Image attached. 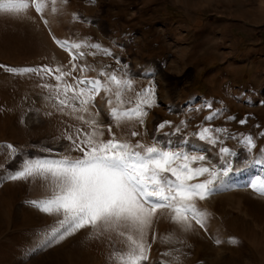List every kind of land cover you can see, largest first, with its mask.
<instances>
[{
    "label": "rangeland",
    "instance_id": "374dc122",
    "mask_svg": "<svg viewBox=\"0 0 264 264\" xmlns=\"http://www.w3.org/2000/svg\"><path fill=\"white\" fill-rule=\"evenodd\" d=\"M69 1L74 12L59 24L57 32L46 16L33 12L31 0L19 20L0 12V53L9 50L7 44L16 41L18 32L37 36L38 29L31 24L30 15L36 16L35 13L50 31L53 29L71 42L75 41L79 28L100 38L112 33L110 51L101 48L111 55L91 50V57L85 55L83 59L73 60L70 57L78 50L72 49L68 50L70 57L50 59L53 69L71 71L73 61L79 67L91 62L96 70L104 68L118 77L130 79L132 88L124 90L123 94L132 103L120 104L121 110L135 107L137 92L148 87L155 89L156 106L145 109L148 114L144 125L132 120L117 127L109 119L110 105L106 101L111 98L115 104L114 85L113 93L101 92L96 96L95 105L102 109L101 114L94 117L97 122L105 126L111 124L118 138L133 143L141 141L152 145L153 137L174 144L187 141L184 149L190 154L207 155L218 168L228 162L233 169H240L229 173L206 200L197 201V207L207 214L206 228L194 224L192 231L183 232L166 216L158 214L146 236L155 252L153 250L152 256L150 251V259L144 264H264V196L246 187L252 178L264 172V163L255 162L264 161L261 155L264 136L259 135L264 132V0ZM45 3L46 9L52 8L51 0ZM37 24L39 30L45 32V44H49V32L43 22ZM30 42L36 48L40 46L36 39ZM3 44L5 47L1 49ZM83 50L88 51L86 47ZM28 55L22 56L20 62H31L34 53ZM39 58L33 61H42ZM9 62L2 60L0 54V66L14 68L7 64ZM5 67H0V264H90L92 259L99 264H117L115 257L126 253L125 247L128 248L126 232L124 236L117 234L120 239L114 235L104 236L101 242L93 230L85 228L64 240L40 246L46 233L58 227L62 218L57 214H44L30 203L47 198L49 188L40 179L13 181L6 177L18 167L21 159L64 155L69 147V141L63 139L65 134L75 128L89 130L75 117H89L71 108L59 111L45 99L48 92L40 88V82L31 80L30 85L24 84V78H16L15 74L6 72ZM253 69L256 72H252ZM98 72L76 71L74 75L94 76L103 82ZM65 79L72 83L69 77ZM46 83L55 85L57 82L53 79ZM231 83L235 86L234 98L232 89L227 87ZM242 85H247V94H243L246 91ZM196 94H213L218 100L199 101L195 99ZM96 107L90 105L89 112L95 113ZM210 116L214 119H205ZM164 121H170L171 125L157 131V126ZM202 127L225 129L226 133H213L223 144L212 145L199 140L194 133ZM104 131V138H109L106 127ZM132 131L140 135L132 137ZM166 133L170 135L165 136ZM248 135L254 138L256 145L251 152L242 141V137ZM9 144L16 150L15 158L6 147ZM201 146L207 147L208 152L196 151L195 148ZM221 146L229 148L233 155L222 159ZM44 148L53 151H39ZM68 155L76 157L82 153ZM13 159L14 162H10ZM204 163L207 166V161ZM116 238L121 244L114 241Z\"/></svg>",
    "mask_w": 264,
    "mask_h": 264
},
{
    "label": "snow or ice",
    "instance_id": "6c2138e0",
    "mask_svg": "<svg viewBox=\"0 0 264 264\" xmlns=\"http://www.w3.org/2000/svg\"><path fill=\"white\" fill-rule=\"evenodd\" d=\"M31 4L37 13H43L46 7L45 0H31ZM51 4L52 11H57V0H51ZM28 8V0H0V12L19 14ZM56 43L66 50H78L72 54L73 60L83 59L86 53L79 50L84 47L111 55L95 43L82 44L69 40H57ZM5 70L15 75H37L41 78L53 71L59 73L54 76L57 82L55 85H41L48 92L45 99L61 112L65 108H71L73 112L87 113L89 117H75L89 130L75 128L65 134L63 139L69 141V147L65 149L64 155L57 154L56 158L37 155L21 159L18 167L6 177L13 181L40 179L49 188L47 198L30 203L44 214H57L62 218L58 227L46 233L40 246H47L53 241L59 242L85 228L93 230L94 235L112 231L124 236L125 232H129L127 251L115 257L117 264H144L149 261L151 251V245L146 240L147 230L158 214L166 216L183 232L192 231L194 224L200 228L207 227V214L197 207V201L206 200L218 190L229 173L240 169H233L228 162L218 168L207 155L190 154L184 149L187 141L174 144L170 140L161 141L158 137H153V144L145 145L141 141L133 143L129 139L118 138L111 124H99L94 118L102 112L95 105L96 96L101 92L113 93L114 85L115 104L111 98L106 101L110 105L109 119L117 127L132 120L144 125V117L148 114L145 109L156 106L153 87L136 93L135 107L121 110L120 104L132 103L123 94L124 90L132 88V83L130 79L118 77L113 72L99 71L98 75L103 77L102 82L101 79L72 75L76 71H96L88 64L79 67L73 63L71 71L59 67L53 69L47 65L5 67ZM66 77H71L73 82H68ZM90 105L96 107L95 113L89 112ZM205 119L212 120L214 117ZM170 125V121L161 122L157 131ZM105 127L109 135L107 139L104 138ZM179 131L180 128H177L176 132ZM213 133H226V130L202 127L194 135L209 144L222 145L223 141ZM138 135L140 133L136 131L131 132L132 137ZM168 135L170 134H165ZM259 135L264 136V132ZM242 141L249 152L256 147L251 135L243 136ZM6 147L15 158V148L10 144ZM39 151L51 153L53 150L44 148ZM71 152L82 155L72 157L68 155ZM219 154L222 159L233 155L224 146L219 148ZM261 155H264V149H261ZM10 162H14V159ZM255 162L264 163L260 160ZM200 177L205 178L200 180ZM246 187L264 196V172L252 178Z\"/></svg>",
    "mask_w": 264,
    "mask_h": 264
},
{
    "label": "crops",
    "instance_id": "0c3cea01",
    "mask_svg": "<svg viewBox=\"0 0 264 264\" xmlns=\"http://www.w3.org/2000/svg\"><path fill=\"white\" fill-rule=\"evenodd\" d=\"M56 6H57V8H56L57 11H55V12L52 11V8H48V9L45 8L44 11H43L44 12V16H46L49 19V21L52 24H54L53 26H54V31L55 32H57L56 30L59 29V24H63V21L65 19H67V17L74 12L73 8L71 7V2L69 0H59V5H56ZM78 10H76V12H78ZM35 14H36V16L34 14H30L32 16V18H33V21L31 22V24L33 26L37 27L38 33H37V36L35 38L33 37L32 34H28V36L33 38V39H36V41L39 43L40 46L36 48L33 44L31 46L30 45L29 46L28 45H23L22 48H16L14 50L9 49V50H6L5 52L1 53V59L2 60H6L8 62L10 61L9 63L13 62L12 64H9V63H7V64L11 65L14 68L25 67V66H40V65H47V66L53 68L52 67V62H50L51 58H54L55 56L62 57L63 55H68L70 57V55L68 53L69 51L66 50L65 48L61 47V46H58L56 43H54V41L52 40V37L47 32H46L47 36L49 37L51 42L49 41V39H47L50 43L49 44H45L44 41H46V40H44V39L47 38V37L45 35V32L39 30L40 27H38L39 25L37 24V22L38 21L40 22V19L37 16L38 14L37 13H35ZM81 21L83 23H85L83 20H81ZM25 36H27V35H25ZM57 36H59V35H57ZM62 37L68 39V37H65V36H62ZM62 37H60V38H62ZM127 37H129V36H127ZM113 38H114V35L112 33L108 34V35L105 34L104 38H100L99 36L95 35L94 33L90 34L89 32L81 30L79 28V31L77 32V34H75V38H74L75 41L74 42H80L82 44H84V43H95V44L100 45L101 48L107 49V50L110 51L111 40ZM86 48L88 49L87 53H86V50H83V48L81 49V51L86 53V56L91 57L90 51L91 50L95 51V49H91V48H88V47H86ZM100 52H102V51H100ZM27 53L28 54H33L34 53V56L32 57V59H30L31 62H20V60L24 58L22 56L28 55ZM37 57H40L39 59H42V61H33ZM70 59H72V58L70 57ZM73 63H75V62L73 61ZM88 64L93 67V63L88 62ZM96 71H107V72H109V70L104 69V68L98 69ZM251 71L252 72H256V70H254V69L251 70ZM6 72H8V71H6ZM2 73H4V70H3ZM75 73L76 72L72 73V75L75 76L74 75ZM91 73H92V71H91ZM251 73H250V75H251ZM259 74H261V72ZM53 75H55L54 72L52 74H50V75L46 74L44 78H41V77H39L37 75H15V77L16 78H19V77L24 78L25 79V80H23L24 84L28 83L30 85V82L32 80L33 82H40V84L43 85L46 82H50V80H53L54 79ZM228 75H229V73L227 74V77H228ZM92 78L94 79V76ZM69 79L71 80V82H73L71 77H69ZM96 79H98V78H96ZM27 80H30V81H27ZM233 86H234V84L231 83L227 87L232 89V94L231 95L234 98L235 97V86L234 87ZM40 88H43V87L41 86ZM242 88L246 91V92H243V94H247L249 92L247 85H242ZM216 99H217L216 95L211 94V95L202 96L201 100L204 101V102L205 101L206 102H213Z\"/></svg>",
    "mask_w": 264,
    "mask_h": 264
},
{
    "label": "bare ground",
    "instance_id": "6f19581e",
    "mask_svg": "<svg viewBox=\"0 0 264 264\" xmlns=\"http://www.w3.org/2000/svg\"><path fill=\"white\" fill-rule=\"evenodd\" d=\"M25 12V11H24ZM24 12H22V13H19V14H15V13H5V15H8L10 18H13V17H16L15 19L17 20L18 18H20L23 14H24ZM30 14V13H29ZM42 16H44V13H42L41 14ZM31 17V16H30ZM19 20V19H18ZM15 22V21H14ZM46 22L49 24V21L48 20H46ZM53 29H51V31H52ZM1 33H4L5 34V32H4V30H2L1 31ZM19 33V32H18ZM17 33V35H15V38H16V41L13 43V44H7V48L8 49H11L12 48V50H14V49H16V48H22V46L23 45H30V41L32 40V38H30V37H26L24 34H18ZM52 33H53V35L56 37V38H58L57 36H56V34L54 33V31H52ZM62 41V40H61ZM63 42V41H62ZM1 45V44H0ZM3 47H1V49H3L5 46H4V44L2 45ZM31 46V45H30ZM74 50V49H73ZM75 51V50H74ZM1 53H2V51H1ZM0 53V54H1ZM83 63V62H82ZM82 78H88L89 79V77L87 76H82ZM196 149V151H201L202 152V149H208L207 147H203V146H201V147H197V148H195ZM206 152H208V150L206 151ZM236 182L238 183V180L236 179ZM164 230V229H163ZM92 231V230H91ZM126 234L128 235L129 234V232H126ZM112 235H114L113 237L115 238V237H117V233L116 232H112V231H109V232H105L103 235H98V237H99V239L101 240V242H104V236H107V237H111ZM127 235H125V236H127ZM106 237V238H107ZM118 239H120L119 237H117ZM116 238V240H114L115 242H118V243H120L119 241H118V239ZM109 239V238H108ZM122 239V238H121ZM108 242V241H107ZM110 242V241H109ZM113 242V241H112ZM121 242H122V240H121ZM117 243V244H118ZM106 244V243H105ZM104 244V245H105ZM121 244V243H120ZM100 247V246H99ZM102 247V246H101ZM103 248V247H102ZM99 249V248H98ZM98 249L96 250V251H98ZM101 249V248H100ZM99 249V250H100ZM102 250H104V249H102ZM153 250H154V252H155V248L153 247ZM153 250H152V248H151V252H152V256L154 255V252H153ZM125 251H127V248L125 247ZM100 252V251H99ZM95 253V252H94ZM100 254V253H99ZM97 255V254H96ZM100 256V255H99ZM101 258V257H100ZM91 261V260H90ZM89 261V262H90ZM92 262L93 263H95V264H99L98 263V261L97 260H95V259H92V261H91V263L90 264H92Z\"/></svg>",
    "mask_w": 264,
    "mask_h": 264
}]
</instances>
